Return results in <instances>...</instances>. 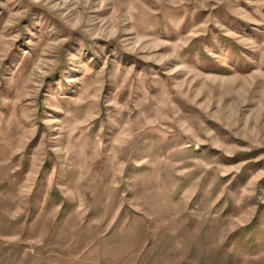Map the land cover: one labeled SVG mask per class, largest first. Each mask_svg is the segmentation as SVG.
Listing matches in <instances>:
<instances>
[{
    "label": "rangeland",
    "instance_id": "rangeland-1",
    "mask_svg": "<svg viewBox=\"0 0 264 264\" xmlns=\"http://www.w3.org/2000/svg\"><path fill=\"white\" fill-rule=\"evenodd\" d=\"M0 264H264V0H0Z\"/></svg>",
    "mask_w": 264,
    "mask_h": 264
}]
</instances>
